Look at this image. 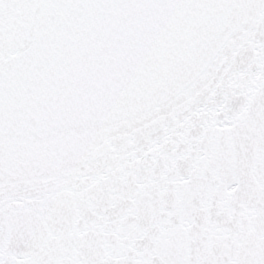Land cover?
<instances>
[{
    "label": "snow or ice",
    "instance_id": "1",
    "mask_svg": "<svg viewBox=\"0 0 264 264\" xmlns=\"http://www.w3.org/2000/svg\"><path fill=\"white\" fill-rule=\"evenodd\" d=\"M0 264H264V0H0Z\"/></svg>",
    "mask_w": 264,
    "mask_h": 264
}]
</instances>
